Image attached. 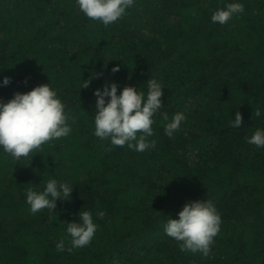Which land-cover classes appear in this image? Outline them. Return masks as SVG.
<instances>
[{
	"label": "trees",
	"instance_id": "trees-1",
	"mask_svg": "<svg viewBox=\"0 0 264 264\" xmlns=\"http://www.w3.org/2000/svg\"><path fill=\"white\" fill-rule=\"evenodd\" d=\"M225 2L136 0L104 27L75 0H0V80L10 78L0 100L51 84L72 128L19 161L0 150V264H264V148L245 140L264 128V0H239L243 13L212 23ZM148 79L163 86L162 112L184 113L179 130L167 136L157 114L156 146L144 152L97 138L94 89L146 92ZM236 112L239 128L230 126ZM50 178L72 185L70 200L31 214L27 190ZM206 198L220 231L207 256L182 252L163 223ZM80 209L97 231L69 252L67 223Z\"/></svg>",
	"mask_w": 264,
	"mask_h": 264
},
{
	"label": "clouds",
	"instance_id": "clouds-1",
	"mask_svg": "<svg viewBox=\"0 0 264 264\" xmlns=\"http://www.w3.org/2000/svg\"><path fill=\"white\" fill-rule=\"evenodd\" d=\"M136 0H75L76 7L88 19L99 21L104 27L117 22L134 7ZM245 11L239 0L225 2L210 17L214 24H227L233 16ZM119 65L111 69L119 71ZM9 77L0 80V86H7ZM90 81L84 80L81 87H88ZM163 86L156 79L147 80V91L133 86L120 89L115 82L94 89L96 97L93 117L94 135L107 140L113 147H124L136 152L154 149L156 142L149 140L154 135V117L159 114L166 122L164 132L172 137L179 130L186 117L177 112L171 119L167 112H162L161 96ZM254 115L260 118L262 110L258 107ZM65 105L58 98L51 84H40L27 92H15L7 101L0 100V150L15 161L28 157L42 145L53 140L69 136L72 128ZM243 124L239 112L230 121V126L239 128ZM248 144L264 148V128H257L251 136L245 137ZM111 150V149H106ZM36 153V152H35ZM72 185L50 178L42 190L29 188L26 192V204L31 214L44 209L55 211L57 199L70 200ZM105 213L98 211L103 218ZM79 220L67 223L66 232L70 237L71 247L67 251L89 245L97 231L93 214L84 210L78 212ZM221 217L212 200H192L186 202L178 211L177 218L167 217L163 223L164 233L179 242L182 252H200L207 256L214 237L219 233ZM59 252L65 251L64 239L56 243Z\"/></svg>",
	"mask_w": 264,
	"mask_h": 264
}]
</instances>
